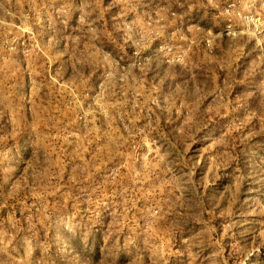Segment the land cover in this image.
Wrapping results in <instances>:
<instances>
[{
    "label": "rangeland",
    "instance_id": "rangeland-1",
    "mask_svg": "<svg viewBox=\"0 0 264 264\" xmlns=\"http://www.w3.org/2000/svg\"><path fill=\"white\" fill-rule=\"evenodd\" d=\"M0 264H264V0H0Z\"/></svg>",
    "mask_w": 264,
    "mask_h": 264
}]
</instances>
